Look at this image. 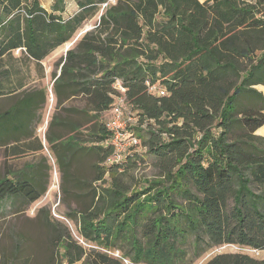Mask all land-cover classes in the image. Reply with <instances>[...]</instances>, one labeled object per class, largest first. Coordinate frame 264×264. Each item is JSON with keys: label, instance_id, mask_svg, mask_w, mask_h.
<instances>
[{"label": "trees", "instance_id": "1", "mask_svg": "<svg viewBox=\"0 0 264 264\" xmlns=\"http://www.w3.org/2000/svg\"><path fill=\"white\" fill-rule=\"evenodd\" d=\"M74 2L77 11L66 17L64 0H54L49 10L39 0H0V95L22 86L19 77L4 91L10 75L2 61L8 63L13 51H20L23 63L38 65L101 10L92 28L55 63L57 103L82 98L80 115L50 123L69 127L65 140L46 135L63 171L70 147L76 146L72 156H95L99 185L78 211L80 236L107 251L117 240L128 242L134 263L146 264L183 262L179 242L187 233L194 236L196 256L224 244L263 250L264 136L255 131L264 125V95L255 86L264 85V0ZM9 64L10 71L20 72ZM115 79L134 118L130 132L157 169L142 184L124 180L143 161L135 150L105 163L112 145L102 114L118 94ZM149 85L164 87L165 94L149 92ZM14 96L0 111L5 157L42 149L33 126L46 89ZM25 169L0 178V201L21 197L32 203L42 196L45 187ZM139 226L143 243L136 236ZM58 248L68 264H124L128 256L86 250L68 235ZM204 264H264V258L221 252Z\"/></svg>", "mask_w": 264, "mask_h": 264}, {"label": "rangeland", "instance_id": "2", "mask_svg": "<svg viewBox=\"0 0 264 264\" xmlns=\"http://www.w3.org/2000/svg\"><path fill=\"white\" fill-rule=\"evenodd\" d=\"M39 1L45 6H49L51 2V0ZM114 1L111 0V2ZM65 5L67 11L73 10L74 5L70 6L67 3ZM100 11L87 20L79 31L90 29L97 22ZM56 58L57 55L54 53L47 58L45 63L51 67L55 66ZM19 71L24 73L22 74L24 77L23 67ZM27 76L30 81V69L27 70ZM32 78L33 82L28 88L46 89L45 101L37 106L33 126L34 134L42 143V149L38 152L28 150L17 154L10 153L5 157L4 147L0 145V178L5 175L11 177L12 173L26 168L25 170L36 173L39 187H45V191L38 200L32 203H28L21 197H7L0 201V264H68L62 260V249L58 248L59 240L67 235L86 250L96 248L112 256H120L124 251L127 252L128 256H125L127 263L124 262V264H146L144 262L134 263L128 242L117 240L115 247L107 251L80 236L78 211L89 204L92 188H98L99 185L94 181L95 156L89 152L75 153L72 156L76 146L70 147L66 154L70 155V161L67 169L63 171V167L56 161L55 154L49 149L46 135L59 136L60 141L65 140L70 134L69 127H53L50 123L54 119H75L80 115H77V111L82 109L83 99L76 97L65 103H57L51 93V82L41 79V73L35 67ZM15 100V96L0 97V111ZM110 116V110L106 115L102 114L105 121ZM133 124L134 122L130 127ZM57 149H60V144ZM135 151L143 155V161L129 171L124 180L128 184L137 185L142 184L146 179L155 177L157 169L151 165V157L145 155V150L142 149L140 143L135 147ZM5 162L7 165L4 166ZM5 170H8V173H5ZM136 236L142 238L140 226L136 229ZM141 238L139 241L143 243L144 239L141 240ZM193 241V234L187 233V236L179 242V246L185 251L184 260L179 264H204L214 254L221 252H243L257 258H264V249L249 251L247 248L233 244L220 245L196 256ZM203 246L204 244L200 246V249ZM73 264H80V261Z\"/></svg>", "mask_w": 264, "mask_h": 264}, {"label": "crops", "instance_id": "3", "mask_svg": "<svg viewBox=\"0 0 264 264\" xmlns=\"http://www.w3.org/2000/svg\"><path fill=\"white\" fill-rule=\"evenodd\" d=\"M53 1L54 0H51L49 6H45L40 1L39 2H40V5L42 7H44L46 10H49L51 5H52V3H53ZM64 3L65 4L67 3L70 6L74 5L73 10L70 11V12L67 11L66 5H65V11L63 12L64 16H66V17L71 16L73 13H75L77 11V6H76V3L74 2V0H64ZM91 28H92V26H91ZM87 30H89V29L81 30V31L78 30L79 32L77 31L75 33L74 37L69 42L67 41V42L63 43L62 45L56 47L43 60H41L40 64H38V65H36L33 61H30V62L26 61L25 63H23L22 60L17 59L18 56L20 55V51L18 49L13 51V53H12L13 58L11 59L12 61L10 60V61H8V63H7V61L5 59L2 61L3 64H4L3 68H5V69L7 68L9 70V75H10L9 84L8 85H4L5 86L4 87V91H6L7 89L12 90L13 89L12 86L15 85V83L17 82V79L19 77H21L22 86L20 88H18L17 90H15V92L8 93V94H1L0 97H11V96H14L15 93L20 92V91H22L24 89H30L28 87L30 86L29 84L33 82V78L32 77H33V74H34V67L41 73V79H45V80L47 79L48 80L47 82H49V83L51 82V93H52L53 97H55L53 92H52V86H53V82H54L55 78L60 74V65L51 67V66L47 65L45 63V61L47 60V58L52 56V54H54V53H55V55H57L58 59L60 57H64L66 51L68 49H71L74 46L76 40H78L82 36V34L84 32H86ZM65 45H66V48H65ZM57 58L54 60V62H56L58 60ZM9 62L10 63L13 62L14 67L18 68V70L23 67V71H25V76L24 77L22 76V74H24L23 72L22 73L21 72H17L15 69L13 71H10V69L8 68V65L11 66L9 64ZM28 69H30V74H31L30 81H29L28 76H27V70ZM52 73H55V77L52 76ZM2 84H3V82H2ZM255 88L257 90H259L260 92H262V94L264 95V85H256ZM107 112H104V115H106ZM255 134L256 135H260V136H264V125L259 127L255 131ZM40 143H41V141H40ZM41 145H42V143H41ZM26 151H28V150H26ZM31 151H33V150H31ZM33 152H38V151H33Z\"/></svg>", "mask_w": 264, "mask_h": 264}, {"label": "built area", "instance_id": "4", "mask_svg": "<svg viewBox=\"0 0 264 264\" xmlns=\"http://www.w3.org/2000/svg\"><path fill=\"white\" fill-rule=\"evenodd\" d=\"M106 3L102 4V8ZM113 87L118 91V94L114 97L113 106L111 107V116L106 120V125L110 131V143L112 145V153L105 163H117L119 162L126 153L135 150L139 141L137 137L131 134L129 126L134 122V118L128 113L125 108V96L124 87L121 85L119 79H115ZM148 91L156 95H164L165 88L158 87L156 85H149ZM249 251H256L255 249H248ZM127 263L126 259H123Z\"/></svg>", "mask_w": 264, "mask_h": 264}, {"label": "water", "instance_id": "5", "mask_svg": "<svg viewBox=\"0 0 264 264\" xmlns=\"http://www.w3.org/2000/svg\"><path fill=\"white\" fill-rule=\"evenodd\" d=\"M86 30V29H85Z\"/></svg>", "mask_w": 264, "mask_h": 264}]
</instances>
